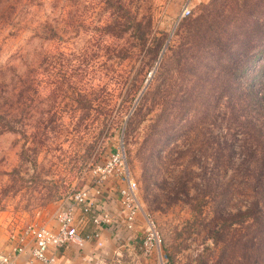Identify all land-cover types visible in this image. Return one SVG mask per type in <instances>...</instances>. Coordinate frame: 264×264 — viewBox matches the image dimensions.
Segmentation results:
<instances>
[{"label": "rangeland", "instance_id": "rangeland-1", "mask_svg": "<svg viewBox=\"0 0 264 264\" xmlns=\"http://www.w3.org/2000/svg\"><path fill=\"white\" fill-rule=\"evenodd\" d=\"M255 1L0 0V67L37 68L26 116L59 118L0 135L1 237L54 219L122 149L160 248H138L143 227L119 249L121 230L104 264H264V232L247 218L246 149L264 120V80L249 72L264 62V5L247 9ZM154 36L164 37L158 52ZM239 59L249 75L233 82L228 64ZM120 185L110 178L101 195Z\"/></svg>", "mask_w": 264, "mask_h": 264}, {"label": "built area", "instance_id": "built-area-1", "mask_svg": "<svg viewBox=\"0 0 264 264\" xmlns=\"http://www.w3.org/2000/svg\"><path fill=\"white\" fill-rule=\"evenodd\" d=\"M189 9L185 8L183 15H187ZM124 156L120 149L112 155L103 166L93 170L96 179L95 189H81L74 192L69 202L59 208L55 216L56 226L46 224H30L9 236L11 252L20 254L26 249V243H31V258L39 264H56V251L73 243H82L88 238L95 239L99 248L103 247L100 228L106 227L125 232H134L137 226L139 214L144 219L143 237L139 242V249L150 255L160 248V239L153 221L142 211L138 198V187L135 180L130 176ZM114 178L120 186L116 191L120 205L121 219L115 220L113 215L106 209L103 203H99L102 184ZM90 222L94 231L84 236L82 228L84 223ZM118 235V233H117ZM123 245V244H122ZM3 264L9 263V257H1ZM32 261L30 263H32Z\"/></svg>", "mask_w": 264, "mask_h": 264}, {"label": "trees", "instance_id": "trees-1", "mask_svg": "<svg viewBox=\"0 0 264 264\" xmlns=\"http://www.w3.org/2000/svg\"><path fill=\"white\" fill-rule=\"evenodd\" d=\"M122 6L126 5L125 0H120L119 2ZM248 3V2H246ZM263 3L264 0H256L251 5L247 6V9L251 12L257 9V6ZM121 9L123 10V7ZM127 7H125V10ZM122 19L121 27L123 31H126L129 27L134 30V18L132 16L126 17L125 15L119 16ZM191 21H188V23ZM137 27L140 30L141 22L137 21ZM261 34L262 31L258 30L255 34ZM256 38V35L249 39V48L247 49L248 52L251 53L252 48V41ZM52 36H48L45 40H51ZM142 39L140 36L139 40ZM155 41V47H157V52L160 51L162 45L164 44V37H153ZM264 53V50L262 51ZM253 53L250 54L249 59L251 58L252 62L257 57H260L259 54L254 55ZM263 61V60H262ZM242 59H239L236 65L233 63H229L228 67L232 73V81H236L239 75H245L246 77L249 75L247 73V67L244 66L241 68L239 64H242ZM50 65L51 62H48ZM253 64H251L252 66ZM250 66V67H251ZM30 66L24 67L25 70L21 71L22 73L17 74L14 70H10L9 68H1L0 67V135L6 132H15V133H22L24 132L25 126L27 127H34L35 129L39 127L48 128L49 124L53 123V121H58L57 117L51 116L44 119V123L40 122L39 125L32 124L34 121V116H26V110L31 106V104L36 99V96L39 95V87L38 84L40 82V73L36 72L37 68H28ZM252 72L251 79H260L264 80V62L263 65L259 68L253 69V67L249 68ZM51 77V76H49ZM52 84V82L50 83ZM253 90H247V94H252ZM48 98H52L53 91L50 90L48 92ZM260 99V98H259ZM83 100V98H81ZM89 104L92 105L91 101L88 100ZM27 102L30 104L26 105ZM262 100L259 101L261 104ZM88 103V102H87ZM34 106V105H33ZM33 106L31 109L33 110ZM35 107V106H34ZM24 119H27V123L24 122ZM258 122L255 125L250 126L251 129L254 128V132L257 133L250 135L252 138L251 143L248 145L246 152H248L249 160V170L248 173L252 174L250 176L253 179L252 183V190H253V197L254 200L251 202V206L248 207L247 211V218L250 223L251 228H255L258 231L264 232V120L256 119ZM43 132V129H42ZM39 134V133H38ZM255 144V146L253 145ZM259 157L261 160L260 162L253 161L252 158ZM245 161L247 164L248 162ZM247 166V165H246ZM78 191V190H77Z\"/></svg>", "mask_w": 264, "mask_h": 264}, {"label": "crops", "instance_id": "crops-1", "mask_svg": "<svg viewBox=\"0 0 264 264\" xmlns=\"http://www.w3.org/2000/svg\"><path fill=\"white\" fill-rule=\"evenodd\" d=\"M99 203H103L106 209L109 210L112 215L117 216L118 221L121 219V208L117 200V195H115L112 190H108L107 194L104 193V197L103 195H101L99 197ZM143 221L144 220L142 218V215L139 214L137 217V226L134 232H126L129 235L127 239H124V236L121 238V242L118 243L119 249H122L123 246H134V243H137L136 239H134V236H132L134 234L131 233L141 232L142 234V228L144 227ZM46 225L55 227V218L47 221ZM82 225V234L84 236L91 234L95 229L89 221ZM100 231L101 241L103 242L102 248H99L96 245L95 239L92 238H88L82 243H73L67 245L55 252V257H57L56 264H104L108 259L111 258L110 253H108L107 250L111 252V246H113L112 241L116 243L117 239H115V236L120 237L119 233L121 230L115 232V230L111 228L103 227L100 228ZM9 236L10 235H8L7 237H1L0 235V264H3L1 261V257L6 256L9 257L8 264H39L36 261H32V258L30 257L31 243L29 241L26 243V249L24 250V252L20 254H13L11 252L12 243L9 240ZM137 244L139 248V243ZM31 261L32 263H30Z\"/></svg>", "mask_w": 264, "mask_h": 264}]
</instances>
